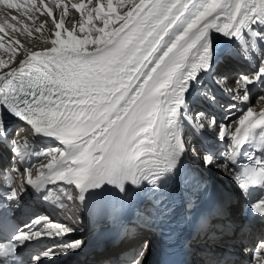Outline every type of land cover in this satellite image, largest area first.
<instances>
[{
	"label": "snow or ice",
	"instance_id": "obj_1",
	"mask_svg": "<svg viewBox=\"0 0 264 264\" xmlns=\"http://www.w3.org/2000/svg\"><path fill=\"white\" fill-rule=\"evenodd\" d=\"M88 3L90 7L55 0L52 8L59 9L57 19L45 0H0L5 9L33 21L36 13H43L51 33L46 50L25 49L15 66L0 63V138L8 139L7 119L11 116L23 121L33 137H51L60 145L44 154L41 162L27 167L24 153L29 141L13 140L15 158L10 170L20 177L26 175V184L34 190L55 185L59 207L67 210L71 221L65 225L41 217L33 225L43 221V232L28 226L16 230L11 242L0 245V264H23L24 251L19 246L25 242L78 230L83 224L81 213L117 226L125 211L141 198L159 206L177 183L195 191L200 187L198 178L216 169H223L220 174L231 179L245 197L252 186L264 190V107L257 110L250 102V86L255 85L262 93L256 102L264 103V60L258 71L230 76L217 71L226 54L218 53L212 43L213 33L240 39L248 30L255 38H264V32L253 29L264 27V0ZM71 9L80 16L73 14L69 30L64 27V17ZM8 19L16 22L5 25L14 32L31 35L43 30L42 24L33 23L30 29L16 16ZM13 44L19 47L18 41ZM249 50L260 54L256 39L243 48L245 59L250 58ZM201 74L211 77L231 103H222L213 90L202 87ZM197 98L223 116L195 111L194 120L192 105ZM212 137L227 145L222 156L213 151ZM249 144L253 151H243ZM190 159L196 166L192 175L187 170ZM21 164L23 172L17 167ZM26 190L21 180L10 185L5 198L19 204ZM234 196L220 190L219 214L228 215ZM251 207L264 222V197ZM138 215L145 221L151 219L144 213ZM213 226L208 217L199 222L201 230ZM15 228L12 212L4 209L0 235ZM84 243L71 241L45 256L67 255L82 249ZM257 248L253 264H264V237ZM242 251L253 249L244 246ZM148 255L145 240L132 264H147ZM39 260V256L33 257L34 262ZM209 264L223 261L211 259Z\"/></svg>",
	"mask_w": 264,
	"mask_h": 264
},
{
	"label": "bare ground",
	"instance_id": "obj_2",
	"mask_svg": "<svg viewBox=\"0 0 264 264\" xmlns=\"http://www.w3.org/2000/svg\"><path fill=\"white\" fill-rule=\"evenodd\" d=\"M12 2L21 3V0H12ZM24 2L28 3V2H31V0H24ZM54 2L55 0H45V3H47L49 5V8L53 10V15L56 16L57 19H59V16H58L59 9L52 8V5L54 4ZM60 2L64 3L65 0H60ZM68 2L69 3L83 2L85 3L86 7L91 6L88 3V0H68ZM98 2H104V0H92V3H98ZM73 14H75V18H78L80 16V13L76 12L75 9H71L68 15L64 17V20H65L64 27L69 30H71L73 26L72 24L69 23L70 21L74 20ZM10 16H16L17 20L20 22L21 25H27L30 29L33 26V23L42 24L43 30L39 33L33 31L31 35L21 34L19 33L18 30L14 32L5 26L6 24L16 23L15 21L8 19V17ZM36 17L37 19L33 21L31 19H28L27 17L22 16L20 13H17L14 10L5 9L3 5H0V29H3V32L0 33V63L8 62L10 66H15L16 61L23 56L25 49L28 51H44L48 47H50V43L46 40V38H49L51 36V33L48 32V24L45 23V17L43 16V13L41 12L36 13ZM47 19H51V18L49 17ZM94 23L100 26V22L94 21ZM253 28L259 29V31L264 32V27L253 26ZM248 32H249L248 30H245L243 36H245ZM212 36L214 37L213 42H212L213 47L215 48L217 52L219 50H223L226 46L230 44H235L239 40L235 37H232V38L226 37L222 33H213ZM13 41H18L19 47L14 46ZM262 43H263V49H264V38L262 40ZM261 60H264V55L259 60V63L261 62ZM256 69H257V66L254 67V72L258 71ZM201 75L204 80V74H201ZM258 94H260V92L256 90L254 92V97L250 100V102L254 105V107L257 110H260L262 107H264V103L257 104L256 98ZM223 103L227 104V101H224ZM217 115L221 117V115H223V112L220 111V113H217ZM218 170L220 169H216L214 170V172H217ZM35 172L36 170L33 171L34 174ZM24 179H26V175L24 177H18L17 183H20L21 180H24ZM225 179H227V177H225ZM232 191L233 193L236 194L234 189ZM236 199L239 200V197L237 194H236ZM235 210H236V207H234V211ZM64 213L66 217H63L62 215H60V217H62L64 220L68 219V222L71 223L67 215V210H65ZM81 219H82V216H81ZM83 228L84 227L82 224V226L78 230H81ZM138 241H139L138 239H134L131 242L137 243Z\"/></svg>",
	"mask_w": 264,
	"mask_h": 264
},
{
	"label": "rangeland",
	"instance_id": "obj_3",
	"mask_svg": "<svg viewBox=\"0 0 264 264\" xmlns=\"http://www.w3.org/2000/svg\"><path fill=\"white\" fill-rule=\"evenodd\" d=\"M259 95H260V94H258L257 97H258ZM222 116H223V115H221V117H222Z\"/></svg>",
	"mask_w": 264,
	"mask_h": 264
}]
</instances>
